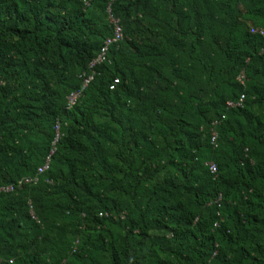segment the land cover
Returning a JSON list of instances; mask_svg holds the SVG:
<instances>
[{"label": "trees", "instance_id": "obj_1", "mask_svg": "<svg viewBox=\"0 0 264 264\" xmlns=\"http://www.w3.org/2000/svg\"><path fill=\"white\" fill-rule=\"evenodd\" d=\"M258 27L264 0H0V187L49 159L0 193V264H264Z\"/></svg>", "mask_w": 264, "mask_h": 264}, {"label": "built area", "instance_id": "obj_2", "mask_svg": "<svg viewBox=\"0 0 264 264\" xmlns=\"http://www.w3.org/2000/svg\"><path fill=\"white\" fill-rule=\"evenodd\" d=\"M108 12L110 13V11L108 10ZM112 23H113V36L111 38H108L105 40L104 45L101 48L100 54L98 55V57L93 60V62L90 64V68H92L94 65L96 64H100L103 63L105 61H107V52L109 47L113 44L116 43L120 40H122V30L121 27L118 25V22L112 19ZM251 33L252 34H258L259 36H261L264 40V29L263 28H253L251 29ZM92 80V76H87L86 78H84L83 83H82V89H84L87 84ZM237 81L241 84L244 85L245 84V73L244 70H242L239 75L237 76ZM118 80H114V83L110 86V89H113L115 87V85L117 84ZM80 92H75L72 93L69 97H68V106L70 107L71 105H73L76 101V99L78 98ZM244 94H242L239 99L236 102H228L227 106L228 108H233V107H241L244 101ZM217 123H214L213 126H215ZM217 140H218V134L215 131L214 128H212L211 130V146L215 149L217 148ZM48 164H49V159L47 158L45 163L40 166L37 169V174L34 177H27L24 178L22 180H20L16 186H2L0 187V193H10L13 192L16 188L20 189L22 188V186L24 185H29V184H35L38 181V175L43 173L44 171H46L48 169ZM210 170L211 174H216L217 172V168L216 165L211 162L207 164Z\"/></svg>", "mask_w": 264, "mask_h": 264}, {"label": "clouds", "instance_id": "obj_3", "mask_svg": "<svg viewBox=\"0 0 264 264\" xmlns=\"http://www.w3.org/2000/svg\"><path fill=\"white\" fill-rule=\"evenodd\" d=\"M109 10V9H108ZM111 19V22H112V18H110ZM114 20V19H113ZM116 21V20H115ZM118 22V21H117ZM113 24V23H112Z\"/></svg>", "mask_w": 264, "mask_h": 264}]
</instances>
